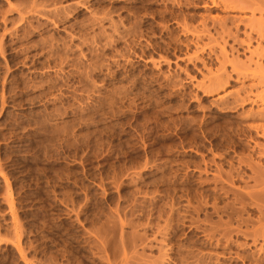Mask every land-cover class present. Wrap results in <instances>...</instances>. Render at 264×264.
Wrapping results in <instances>:
<instances>
[{"label":"rangeland","instance_id":"rangeland-1","mask_svg":"<svg viewBox=\"0 0 264 264\" xmlns=\"http://www.w3.org/2000/svg\"><path fill=\"white\" fill-rule=\"evenodd\" d=\"M224 1L0 0V264H264V10Z\"/></svg>","mask_w":264,"mask_h":264},{"label":"bare ground","instance_id":"bare-ground-1","mask_svg":"<svg viewBox=\"0 0 264 264\" xmlns=\"http://www.w3.org/2000/svg\"><path fill=\"white\" fill-rule=\"evenodd\" d=\"M173 2H176V4H178L179 6L180 5H182L181 4V0H172ZM235 1H237V0H235ZM239 1H241V0H239ZM244 0H242V2L241 3H245V1L243 2ZM250 2L252 1V0H249ZM249 1H246V3H248L249 5L248 6H242L241 8H245V9H247L248 8V10H249V8L252 10V12H256V10H258V11H261V13L263 12V10H264V0H253L251 3H249ZM85 2V1H84ZM155 2V1H154ZM189 2V1H188ZM86 3V2H85ZM147 3H148V1H147ZM211 3L214 5V6H221V8H223V9H225V10H227V9H236V8H240V4L238 5V4H235V2L233 3V2H230V3H228V2H225L224 0H211ZM238 3V2H237ZM151 4H152V1H151ZM172 4H174V3H172ZM84 5V7L86 8L87 7V5L86 4H83ZM185 5V4H184ZM36 6V5H35ZM239 6V7H238ZM87 9V8H86ZM246 11V10H245ZM59 13V12H58ZM260 13V12H259ZM229 19V18H228ZM231 19V18H230ZM229 19V20H230ZM233 19V18H232ZM234 19H236V17H234ZM221 19H218L217 21L219 22ZM238 20V19H237ZM236 20V21H237ZM243 20V19H242ZM247 20V19H246ZM228 21V20H227ZM231 21V20H230ZM235 21V20H234ZM241 21V20H240ZM255 21V20H254ZM217 22V24H218V27H219V25H220V29L222 30V32H225V33H231L230 31H229V28H226V26H224V24H225V22L224 21H220L219 23ZM232 23H233V21H231ZM248 22V21H247ZM224 23V24H223ZM235 23V22H234ZM233 23V24H234ZM242 23V22H241ZM240 23V24H241ZM244 23V22H243ZM202 24H204L205 25V22L204 23H202ZM216 24V23H215ZM232 24V25H233ZM213 25V24H212ZM251 26H252V24H250ZM249 25V26H250ZM183 26H184V24H183ZM188 26V25H187ZM250 26V27H251ZM185 27V26H184ZM215 27V26H214ZM233 27V26H232ZM192 28V27H191ZM205 29V28H204ZM188 30H189V28H186L185 29V31H187L188 32ZM196 30V29H195ZM204 31H206V30H203L202 29V32H204ZM216 31V30H215ZM227 31H229V32H227ZM239 31V30H238ZM189 32H191V30L189 31ZM194 32V31H193ZM260 32V31H259ZM197 33H199V32H197ZM219 33V32H218ZM258 33V32H257ZM189 34V33H188ZM195 34V33H194ZM201 34V33H200ZM196 35V37H197V39H200V38H202V37H199V36H201V35H199V34H195ZM218 35V34H217ZM229 36H230V34H228ZM227 35V36H228ZM232 35V34H231ZM193 36V35H192ZM204 36V35H203ZM206 37V36H205ZM259 37H261V36H259ZM210 40V39H209ZM212 40H213V38H212ZM223 41H224V39H223ZM241 41V40H240ZM239 41V42H240ZM176 42V41H175ZM209 42V41H208ZM235 42V41H234ZM196 43H197V41H196ZM241 43H243V42H241ZM241 45V44H240ZM189 46V45H188ZM240 47V46H239ZM223 63V62H222ZM221 69V68H220ZM220 76H222V75H220ZM222 78V77H221ZM217 79V78H216ZM225 80V79H224ZM214 81V80H213ZM215 82H216V80H215ZM214 84V85H213ZM213 86L212 87H210L211 89H209L210 90V92L212 91V90H216V89H218V87L222 84V82L221 81H217L216 82V84L213 82ZM210 85V84H209ZM244 85V84H243ZM223 86V85H222ZM253 86L254 85H249V86H245V87H243L242 88V90H245V88H247V87H249V90L248 91H244L245 92V96L244 97H242V98H235L234 99V108L237 106V105H243L244 103H246V102H251V103H257V102H264V93H254L253 92ZM208 90V91H209ZM224 101V100H223ZM224 103V102H223ZM225 103H226V101H225ZM232 109H233V107H232ZM251 112V111H250ZM249 120H257V119H264V109H262L261 111L259 110V111H257V112H251V114L247 117ZM251 128H253L254 130H255V132L257 133V134H259L260 136H262V137H264V125L263 124H258V125H252L251 126ZM261 155H264V149H263V151L261 150ZM261 179V178H260ZM258 180V179H257ZM256 180V181H257ZM262 180H258L257 181V183L258 182H260V183H262L261 182ZM264 193V192H263ZM261 194L262 195V198H261V200L260 201H262L263 200V202H264V194ZM261 195H259V196H261ZM260 198V197H259ZM257 199V198H256ZM264 204V203H263ZM261 205V206H264V205ZM264 208V207H263ZM264 220V219H263ZM261 221V220H260ZM264 225V224H263ZM261 229V228H260ZM257 230V231H255V232H253L252 233V238L254 239V242L257 240V237L258 236H260V237H264V227H262V229L261 230Z\"/></svg>","mask_w":264,"mask_h":264}]
</instances>
